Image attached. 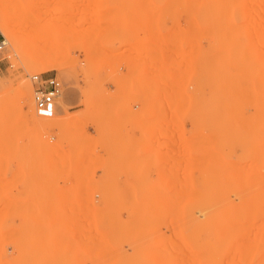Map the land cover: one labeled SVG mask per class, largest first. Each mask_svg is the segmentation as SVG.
I'll return each mask as SVG.
<instances>
[{
  "label": "rangeland",
  "instance_id": "1",
  "mask_svg": "<svg viewBox=\"0 0 264 264\" xmlns=\"http://www.w3.org/2000/svg\"><path fill=\"white\" fill-rule=\"evenodd\" d=\"M0 31V264H264V0H0Z\"/></svg>",
  "mask_w": 264,
  "mask_h": 264
},
{
  "label": "bare ground",
  "instance_id": "2",
  "mask_svg": "<svg viewBox=\"0 0 264 264\" xmlns=\"http://www.w3.org/2000/svg\"><path fill=\"white\" fill-rule=\"evenodd\" d=\"M25 33V32H24ZM56 34V33H55ZM22 35H24V34H22ZM52 36H53V34H52ZM23 37V36H22ZM52 38V39H51ZM53 38L54 37H48V35H46V33H43L42 32V30L41 31H39V30H34V31H26V33H25V35H24V37L22 38L23 39V43H21V44H18V43H14V46H16L17 48H18V50H20L23 54H25L26 56H29V57H31L32 58V60H34L33 62V64L32 65H34L35 64V66H38L39 68H42L43 70H52V69H58L59 67H60V64L58 63V61H57V53L59 52V49H58V51L57 50H55V49H53V48H55L56 47V49L57 48H59L60 46L59 45H57L55 42H53ZM55 38H56V35H55ZM50 39H51V42H50ZM21 40V39H20ZM56 41V40H55ZM53 43H55V44H53ZM49 44H52L53 46H55V47H53L52 45V48H51V46H50V50H48L49 49ZM59 46V47H58ZM228 46V45H227ZM54 51H53V50ZM225 48H223V50H224ZM17 50V49H16ZM222 50V49H221ZM62 51V50H61ZM60 51V52H61ZM231 51H232V49H231ZM231 51H230V53H231ZM19 52V51H18ZM55 52H56V54H55ZM222 52V51H221ZM228 54H229V52H227ZM227 54V55H228ZM226 55V56H227ZM232 55V54H231ZM23 56V55H22ZM25 56V57H26ZM58 56H61V55H58ZM221 57V56H220ZM223 58V57H222ZM58 59H60L61 60V58H58ZM224 59V58H223ZM63 60V59H62ZM25 62H26V60H25ZM18 63V62H17ZM26 64V63H25ZM31 65V64H30ZM27 66V65H26ZM25 66V67H26ZM23 84H24V82H23ZM22 85V84H21ZM25 85H27V84H25ZM22 86H24V85H22ZM27 87L29 88V85H27ZM27 89V88H26ZM26 91H28V90H26ZM29 92V91H28ZM25 97V96H24ZM27 97V96H26ZM32 97V96H31ZM31 100H32V98H31ZM33 101H31V103H32ZM34 108V107H33ZM35 109V108H34ZM33 109V111H32V115L34 116V117H36V114H35V110ZM53 114L54 113H48V115H52V116H48V119H51V118H53ZM47 117V116H46ZM37 118V117H36ZM62 120V119H61ZM209 255V254H208ZM205 256V255H204ZM211 256V255H210ZM202 258V257H201ZM205 258V257H204ZM203 258V259H204ZM212 258V257H211ZM210 258V259H211ZM210 259L208 260V262L210 261ZM212 260V262H213V259H211ZM207 261V260H206ZM200 262V261H199ZM203 262V261H202ZM202 262H201V264H202ZM211 262V261H210ZM209 262V263H210ZM214 262H215V260H214ZM111 263V262H110ZM208 263V264H209ZM200 264V263H199ZM207 264V263H206ZM214 264V263H213Z\"/></svg>",
  "mask_w": 264,
  "mask_h": 264
},
{
  "label": "built area",
  "instance_id": "3",
  "mask_svg": "<svg viewBox=\"0 0 264 264\" xmlns=\"http://www.w3.org/2000/svg\"><path fill=\"white\" fill-rule=\"evenodd\" d=\"M7 40L0 31V51L4 50ZM34 85L33 99L42 114L54 113L56 102L62 95L64 84L57 75L35 73L31 76Z\"/></svg>",
  "mask_w": 264,
  "mask_h": 264
},
{
  "label": "crops",
  "instance_id": "4",
  "mask_svg": "<svg viewBox=\"0 0 264 264\" xmlns=\"http://www.w3.org/2000/svg\"><path fill=\"white\" fill-rule=\"evenodd\" d=\"M65 103V99L63 98V104Z\"/></svg>",
  "mask_w": 264,
  "mask_h": 264
}]
</instances>
